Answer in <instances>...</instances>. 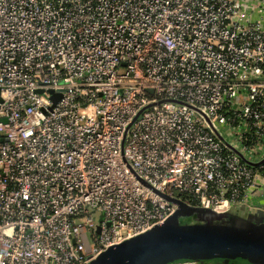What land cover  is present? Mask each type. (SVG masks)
<instances>
[{
	"label": "built area",
	"instance_id": "obj_1",
	"mask_svg": "<svg viewBox=\"0 0 264 264\" xmlns=\"http://www.w3.org/2000/svg\"><path fill=\"white\" fill-rule=\"evenodd\" d=\"M261 189L264 0H0V264H88L165 195Z\"/></svg>",
	"mask_w": 264,
	"mask_h": 264
},
{
	"label": "water",
	"instance_id": "obj_2",
	"mask_svg": "<svg viewBox=\"0 0 264 264\" xmlns=\"http://www.w3.org/2000/svg\"><path fill=\"white\" fill-rule=\"evenodd\" d=\"M53 102L57 95L52 96ZM254 164V163H253ZM174 211L144 232L107 247L88 264H264V216L217 213L167 196Z\"/></svg>",
	"mask_w": 264,
	"mask_h": 264
},
{
	"label": "trees",
	"instance_id": "obj_3",
	"mask_svg": "<svg viewBox=\"0 0 264 264\" xmlns=\"http://www.w3.org/2000/svg\"><path fill=\"white\" fill-rule=\"evenodd\" d=\"M264 192V190H262ZM181 198L183 200H186L189 204L191 205H196V199H194L192 196H187V195H181ZM229 214H240V215H247L248 211L244 209H230ZM202 264H247L244 261H236V260H230L224 263L221 260H204Z\"/></svg>",
	"mask_w": 264,
	"mask_h": 264
},
{
	"label": "bare ground",
	"instance_id": "obj_4",
	"mask_svg": "<svg viewBox=\"0 0 264 264\" xmlns=\"http://www.w3.org/2000/svg\"><path fill=\"white\" fill-rule=\"evenodd\" d=\"M247 204H251V205H247ZM230 209H244L247 211H252L253 215H259L260 213H262L263 208H264V202L261 201L260 199L252 201L250 202H246V203H240V204H230L229 205ZM226 206H223L222 209L218 210L220 211L219 213H223L225 210Z\"/></svg>",
	"mask_w": 264,
	"mask_h": 264
},
{
	"label": "crops",
	"instance_id": "obj_5",
	"mask_svg": "<svg viewBox=\"0 0 264 264\" xmlns=\"http://www.w3.org/2000/svg\"><path fill=\"white\" fill-rule=\"evenodd\" d=\"M261 192H262V189H261ZM248 213H253L252 211H248ZM262 216H264V208H263V211H262ZM257 215H255V217H256ZM264 218V217H263Z\"/></svg>",
	"mask_w": 264,
	"mask_h": 264
},
{
	"label": "rangeland",
	"instance_id": "obj_6",
	"mask_svg": "<svg viewBox=\"0 0 264 264\" xmlns=\"http://www.w3.org/2000/svg\"><path fill=\"white\" fill-rule=\"evenodd\" d=\"M187 264H192V263H187ZM193 264H196V263H193Z\"/></svg>",
	"mask_w": 264,
	"mask_h": 264
}]
</instances>
